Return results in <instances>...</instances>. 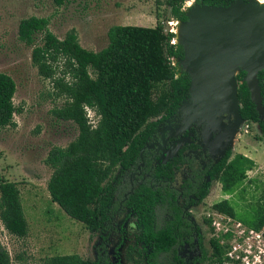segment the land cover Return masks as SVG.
<instances>
[{"label":"trees","instance_id":"obj_1","mask_svg":"<svg viewBox=\"0 0 264 264\" xmlns=\"http://www.w3.org/2000/svg\"><path fill=\"white\" fill-rule=\"evenodd\" d=\"M66 0H51L60 7ZM233 0H194L209 6H225ZM184 0H164L174 21H184ZM48 20L29 17L19 21L17 38L26 45L33 43L35 33H42L41 46L33 47L30 58L37 73L52 80L56 97L64 104L53 111L56 119L71 122L77 136L66 147H54L44 160L52 172L46 182L49 200L70 219L82 224L89 233L114 231L113 225L123 211L126 220L131 214L136 219L141 248L130 247L126 256H134L133 264H184L171 250L183 234L187 223L175 218L171 225L154 223L162 205L173 195L169 191L151 189L141 183L130 189L127 173L143 162L144 145L154 133L158 122L168 118L187 98L189 78L176 71L170 59H181L182 50L171 44L173 33H165L159 24L152 28L141 26H112L107 30V45L98 52L81 48L73 30L62 40L47 30ZM62 60L59 76L56 63ZM88 70L93 73L89 76ZM243 72L235 78L242 80ZM13 80L0 73V128L13 126L16 113L12 98ZM264 97V93L260 92ZM238 113L244 123H255L264 136V124L257 119L245 84L240 81L236 89ZM264 106V103H263ZM84 107L92 109L98 117L94 127L87 123ZM154 120V121H152ZM226 151L218 164L207 175L210 180L221 179L222 193H231L244 178V169L228 170ZM166 165L151 168L154 177L169 175ZM117 173L116 176L114 174ZM134 186V185H133ZM208 183L199 186L196 198L208 193ZM212 208L234 218L232 208L225 200ZM170 212L177 209L173 203ZM205 222V221H204ZM264 222V208L257 211L250 227L259 228ZM0 223L10 235L22 238L27 225L23 216L16 185L0 177ZM206 223V222H205ZM209 264L220 262L216 242L209 240ZM150 250V251H146ZM204 253L198 259L202 264ZM0 264H11L4 248L0 247ZM40 264H112L97 255L95 261L83 260L75 254L47 257Z\"/></svg>","mask_w":264,"mask_h":264},{"label":"rangeland","instance_id":"obj_2","mask_svg":"<svg viewBox=\"0 0 264 264\" xmlns=\"http://www.w3.org/2000/svg\"><path fill=\"white\" fill-rule=\"evenodd\" d=\"M192 2L184 0V13L196 5ZM29 17L47 19V30L59 40L73 30L79 46L91 52L106 47V33L112 26L152 28L159 24L165 33L173 32L176 44L175 31L179 23L171 17L164 0H66L60 7L54 6L51 0H0V73L14 82L12 103L17 111L12 116L13 126L0 128V177L16 185L27 225L26 235L17 238L8 234L0 223V247L7 252L11 264H40L47 257L69 254L92 262L101 245L99 234L89 233L82 224L67 217L49 200L46 191V182L52 172L44 163L47 153L54 147H66L76 138L77 128L71 122L55 118L53 111L60 108L65 99L55 96L52 80L40 76L31 63V50L41 46L42 33L34 34L31 45L17 38L19 21ZM177 60L170 59L180 72ZM56 66L55 77L62 69V60ZM239 72L234 73L236 85L242 81L235 78ZM88 73L93 78L92 71L88 70ZM191 107H194V101L188 98L172 117L174 123L185 124ZM84 112L87 123L90 126L96 124L95 112L89 108ZM234 121L232 111L213 115L210 110L191 122L190 127L204 149L218 128L227 127L217 154L220 156L225 150L229 151L226 169H244V178L231 193L221 192V179L211 181L200 212L225 200L232 208L234 218L249 226L255 221L257 211L264 208V136L255 123L244 122L232 136ZM189 133L175 138L161 151L158 162L167 160L179 146L189 141ZM189 210L191 218L197 222V205ZM119 224L120 235L107 246L108 255L115 264H133L135 257H127L126 250L139 247L135 218L130 216L125 222L119 220ZM202 244L208 247L206 236H202Z\"/></svg>","mask_w":264,"mask_h":264},{"label":"water","instance_id":"obj_3","mask_svg":"<svg viewBox=\"0 0 264 264\" xmlns=\"http://www.w3.org/2000/svg\"><path fill=\"white\" fill-rule=\"evenodd\" d=\"M205 6L215 11L200 15L185 47L175 44L182 50L178 66L182 61H192L198 71L197 82L184 73L189 78V86L187 98L180 106L189 98L194 101V107H191L183 128L206 111L212 110L213 115L232 111L235 118L231 131L233 136L237 132V124L243 122L238 113L237 85L233 79L236 71L244 73L242 82L248 90L258 121L263 122L262 97L256 75L264 69V14L256 12V4L252 0H233L225 6ZM185 21L186 16L184 21L177 22ZM232 58L246 67L233 69ZM224 138V133H216L211 147L217 149Z\"/></svg>","mask_w":264,"mask_h":264},{"label":"flooded vegetation","instance_id":"obj_4","mask_svg":"<svg viewBox=\"0 0 264 264\" xmlns=\"http://www.w3.org/2000/svg\"><path fill=\"white\" fill-rule=\"evenodd\" d=\"M179 69L180 72H182L181 68ZM181 103L178 105V107L181 105ZM176 111L177 109L168 118L157 123L154 129V133L150 136V138L144 145L146 152L143 158V162L137 163L134 166L133 170L127 173V184L130 189H134L135 186H138L141 183H147L149 184L151 189L158 188V190L169 191L171 192V194L173 193V195L169 197L168 201L162 205V208H164V210H160L157 213L158 218L156 217L154 219V223H160L161 225L164 224L165 227L171 225L174 222L175 218L178 217L180 220H184L187 223V226L183 234L175 236V238L178 239V242L175 244V246L171 250L166 251H175L176 255L183 260L184 264H198V259L200 258L201 254L204 253V259L206 260L203 261L202 264H209V245L208 247H204L202 244V236H206L207 244L209 243V230L202 218L203 212H200V206L203 202V199L207 195L201 200H198L196 198V194L198 192L200 184L208 183L209 185V183L213 181L209 179L206 173L213 165L218 164L220 159L227 151L225 150L220 156H218L217 154L224 139L221 140L217 149H213L211 147V142L214 139L215 134L224 133V135H226L227 127H223L221 129L218 128V131L208 140L207 148L204 149L200 147V139L195 131L191 129V124L187 126V128H183L185 124H182L181 122H178L177 124L174 123L172 117L175 115ZM189 127L190 129L187 131ZM189 131L190 140L179 146L175 153L167 160H165L164 162H158V157L161 151L165 150L170 145V143L175 140V138H178L179 136L182 137ZM166 164L170 169L169 175H160L158 177H154L151 174V168ZM170 203H173L175 205L177 209L176 212L169 211L168 206L170 205ZM195 205H197L199 211L197 222L191 218L189 210L190 207ZM125 214H127L126 210L123 211L122 215L119 218L115 219L113 225L114 231L110 230L109 232L97 233L99 234V237L101 239V245L97 249V255L100 254L101 256H104L112 264L115 263L108 255L107 246L113 241L114 238L120 235L121 226L119 224V220L125 222L130 216H133L130 214L128 218L124 220L123 216ZM137 243L139 247H133L138 249L141 248V244L138 242V237ZM117 244H120L119 239Z\"/></svg>","mask_w":264,"mask_h":264},{"label":"built area","instance_id":"obj_5","mask_svg":"<svg viewBox=\"0 0 264 264\" xmlns=\"http://www.w3.org/2000/svg\"><path fill=\"white\" fill-rule=\"evenodd\" d=\"M170 43L174 44L173 40ZM256 77L260 92L264 93V69L258 71ZM263 103L264 97L262 106ZM84 109L87 110L86 107ZM94 126L95 124L91 127ZM202 218L206 222L210 239L218 246L220 252L218 264H264V222L259 228H253L219 212L212 208V205L202 213Z\"/></svg>","mask_w":264,"mask_h":264},{"label":"bare ground","instance_id":"obj_6","mask_svg":"<svg viewBox=\"0 0 264 264\" xmlns=\"http://www.w3.org/2000/svg\"><path fill=\"white\" fill-rule=\"evenodd\" d=\"M252 1L256 4V12L264 14V1L263 0H252ZM209 11H215V9L202 4H197V5L193 4L191 10L185 13L186 21L180 22L179 27L175 31L176 44L185 47L190 39L194 25L198 20V18L203 13ZM179 65L183 73L189 75L194 82L198 81V71L194 62L182 61L179 63ZM232 65H233V69H236L237 67H246L244 63H242L241 61L235 58H232ZM240 124L241 122L237 124L236 130H238Z\"/></svg>","mask_w":264,"mask_h":264}]
</instances>
